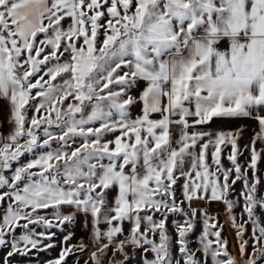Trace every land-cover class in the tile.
Listing matches in <instances>:
<instances>
[{
  "label": "snow or ice",
  "instance_id": "snow-or-ice-1",
  "mask_svg": "<svg viewBox=\"0 0 264 264\" xmlns=\"http://www.w3.org/2000/svg\"><path fill=\"white\" fill-rule=\"evenodd\" d=\"M0 108V264H264V0H0Z\"/></svg>",
  "mask_w": 264,
  "mask_h": 264
},
{
  "label": "rangeland",
  "instance_id": "rangeland-1",
  "mask_svg": "<svg viewBox=\"0 0 264 264\" xmlns=\"http://www.w3.org/2000/svg\"><path fill=\"white\" fill-rule=\"evenodd\" d=\"M2 109H3V108H0V124H2V126H0V132H7V131L9 130L10 126H9L8 122L6 121V118H5L4 116H2ZM233 124L235 125V124H237V122H235V123H233ZM255 127H256V125H255V123H254V125L252 126V129H255ZM249 130H250V131H249ZM249 130H246V131L244 132V138H243V140L241 141V144H242V145H243V143L248 142V141H250V139H251V136H252V130H251V129H249ZM246 155H247V153H246ZM241 159H243V158H241ZM222 162L225 164V166H229L227 160L222 159ZM262 167H264V166H262ZM237 188H239V184L237 185ZM222 207H223L222 205H219V204H213V205L211 206V208H212V214H215V213L217 212V210L222 209ZM173 218H177V219H178L179 217L174 216ZM220 219H221L222 222L226 219V217L223 215L222 212L220 213ZM125 227H127V225H126ZM225 228H226V229L228 228V225H227V224H225ZM37 230H40V229L38 228ZM53 231H57V230L53 229ZM76 231H77V237H78V238H79L80 236L84 235V233L80 230L79 227L77 228ZM198 232H199V227H198V229H197V233H198ZM225 235H226V237H227V238L229 239V241H230V244H231V250H232L233 254H236L235 240H234V236H233L231 230L226 231V232H225ZM57 236H58V237L60 236L59 231H57ZM192 239H194V237H193ZM76 242H77L76 239H74V240L71 241V243H73V244H75ZM192 247H193V248L196 247L195 243H193ZM129 251L131 252V250H129ZM58 252H59V248H56V249L51 250V252H49V253H47V254L41 253V257H42V258H50V257H53V256L57 255ZM117 258H118V259H123V257H117ZM69 264H71V260H69ZM132 264H138V261H135V260H134V261L132 262Z\"/></svg>",
  "mask_w": 264,
  "mask_h": 264
},
{
  "label": "crops",
  "instance_id": "crops-1",
  "mask_svg": "<svg viewBox=\"0 0 264 264\" xmlns=\"http://www.w3.org/2000/svg\"><path fill=\"white\" fill-rule=\"evenodd\" d=\"M2 116H4L6 118V121L8 122V120H9V114H8V112H7L6 109H2ZM238 123H245L246 125L247 124H251V126H253L255 122L254 121H240V122H237V124ZM237 124L234 125L233 123H231V124H225L224 122H218L213 127L214 128H220V127H235V126H237ZM0 126H2V124H0Z\"/></svg>",
  "mask_w": 264,
  "mask_h": 264
}]
</instances>
